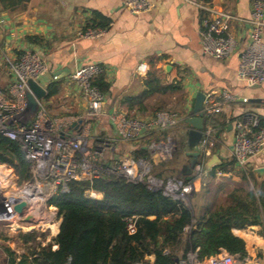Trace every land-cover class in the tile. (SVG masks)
I'll list each match as a JSON object with an SVG mask.
<instances>
[{
	"label": "crops",
	"instance_id": "1",
	"mask_svg": "<svg viewBox=\"0 0 264 264\" xmlns=\"http://www.w3.org/2000/svg\"><path fill=\"white\" fill-rule=\"evenodd\" d=\"M150 1L151 9L133 14L124 6L123 0H0V57L6 79L0 88H5L11 81L5 56L15 57L23 49L33 46L43 54L51 73L59 70L67 73L88 63L99 64L103 69L101 76L110 86L105 93L106 106L110 110L122 109L139 118L149 117L158 110L188 115L197 93L219 95L222 91H229L238 98L213 115L218 125L213 126L216 131L209 145L211 153L206 173L217 169L214 179L217 175L223 176L215 192H218L216 196L226 197L233 187L240 184L231 171L218 170L224 162L233 159L235 131L232 119L242 117L245 112L264 118V83L248 87L238 77L241 54L249 42L247 20L252 14L253 0ZM200 5L237 17L229 23V33L238 42L231 56L219 59L202 51L200 29L205 12ZM98 15L108 20L105 34L98 38L81 37L80 31L95 24L97 27L100 22ZM28 37H37L39 42L35 44ZM53 81L57 82L58 88L54 95L45 99L48 113L57 118L70 113L82 114L85 109L83 102L73 94L66 96V91H74V86H66L64 78L53 80L46 75L40 82L48 91ZM243 97L248 99L247 102ZM181 128L187 135L189 127L186 122L166 134L173 135ZM184 166L181 171L180 168L175 170L182 172ZM249 166L251 171L263 167L264 152L253 157ZM15 182L17 184V176ZM201 187L200 181L197 182L195 193L190 195L193 205L190 208L195 216L220 203L214 202L209 195L200 197ZM52 211L43 203L27 202L22 215H26L36 227L16 230L8 223L6 226L15 234L32 229L46 230V237L37 240L45 244L56 237L60 229V218L54 222L46 219ZM261 231L260 225L233 229L234 234L246 242L247 255L244 258L247 264H264V236ZM13 239H0V242L18 253L24 252L26 244L23 240L18 235ZM1 252L3 264H8L6 254Z\"/></svg>",
	"mask_w": 264,
	"mask_h": 264
},
{
	"label": "built area",
	"instance_id": "2",
	"mask_svg": "<svg viewBox=\"0 0 264 264\" xmlns=\"http://www.w3.org/2000/svg\"><path fill=\"white\" fill-rule=\"evenodd\" d=\"M123 3L133 14H141L152 7L150 0H123ZM200 6L205 12L200 29L202 51L219 59L231 56L236 51L238 42L229 33V23L237 17L228 12L215 11L206 5ZM247 23L250 27L249 42L241 54L238 77L248 87H253L264 83V0H253L252 14ZM104 34L105 29L100 27H90L79 32L81 37L86 38H98ZM5 64L11 81L5 88H0V134L23 144L31 161L32 173L30 181L18 185L13 169L0 163V220L16 230L36 227L26 215H22L27 202H39L47 206V201L70 180L92 184L98 178L121 177L127 182L145 183L149 189L162 190L166 195L184 201L190 197L197 182L206 175L211 153L209 145L216 131L210 124H205L203 139L198 146L200 156L193 170L192 180L179 178L164 183L159 177L150 174L153 163L167 161L172 152L171 137L167 136L165 141L155 136H161L178 124L185 123L191 116L190 112L181 117L180 114L158 110L149 117L139 118L122 109L110 110L106 106L105 93L93 84L103 72L97 63L77 66L72 71L53 77V80L64 78L66 86H74V91L68 89L66 96L73 94L83 102L85 109L82 114L52 117L44 100L39 101V109L29 123H9L27 105L26 92L30 90L28 80L40 82L51 70L43 54L33 46L23 49L15 57L5 56ZM237 98V95L229 91H222L219 95L206 94L203 109L205 119ZM247 100L243 97L244 102ZM261 120L260 116L251 112L232 119L235 131L232 144L233 166L244 172L249 179L251 159L264 152V126H260ZM142 142L147 145H141ZM126 145H130V148L137 145L147 149L150 158L137 159L131 150H122V146L125 148ZM90 196L96 197V192L90 191ZM21 200L26 201L22 214L14 210L15 204ZM48 208L53 211L49 212L46 219L54 222L58 210L51 205ZM127 229L130 233L135 232L133 217L128 218ZM178 264L247 262L244 257L223 250L204 261H197L195 254L189 252L187 259H181Z\"/></svg>",
	"mask_w": 264,
	"mask_h": 264
},
{
	"label": "trees",
	"instance_id": "3",
	"mask_svg": "<svg viewBox=\"0 0 264 264\" xmlns=\"http://www.w3.org/2000/svg\"><path fill=\"white\" fill-rule=\"evenodd\" d=\"M98 18L97 27L106 29L108 20L101 15ZM92 26L96 27V24ZM28 39L35 44L39 42L37 37ZM93 84L104 93L109 91L110 86L103 76L96 78ZM57 88V82H51L48 97L54 95ZM205 122L218 125L213 115ZM260 126H264V120ZM155 137L160 138V135ZM134 157L149 159L150 154L147 149L139 148L134 151ZM0 163L14 170L18 185L31 180V161L23 144L2 134ZM233 165L232 159L218 170L228 173ZM216 172L217 169H213L209 173L210 179L216 177ZM240 174V184L226 194L224 201L207 208L199 216H195L183 201L162 190L149 189L142 182H127L121 177L98 178L92 184L70 180L47 201L48 205L57 208L61 219L56 237L43 244L37 240L45 238V232L18 233L26 244L25 251L18 253L3 246L7 263L178 264L181 259H187L189 252L195 254L197 261H204L223 250L243 258L247 255L246 242L235 235L233 229L260 225L264 236V178L259 179L251 171L254 182L249 185L247 175ZM181 176L187 180L185 171ZM90 191L96 192V197H91ZM130 217L136 224L134 233L127 229ZM1 236L8 239L3 233Z\"/></svg>",
	"mask_w": 264,
	"mask_h": 264
},
{
	"label": "water",
	"instance_id": "4",
	"mask_svg": "<svg viewBox=\"0 0 264 264\" xmlns=\"http://www.w3.org/2000/svg\"><path fill=\"white\" fill-rule=\"evenodd\" d=\"M66 71H69L66 69ZM64 71L59 70L56 72H49L47 75L50 79H53L55 75H60ZM28 86L30 90L26 92V101L27 105L25 109L14 115V117L9 121V123H13L17 121L23 125L29 123L33 120L39 109V101L43 102L47 96L48 91L41 82L34 81L32 79L28 80ZM206 95L203 92L197 93L193 98V106L190 112V117L186 119V124L188 125L187 130V139H186V155L188 157V163L184 166V171L187 173V180L193 179V170L195 165L199 159L200 151L198 150V146L203 139V131L205 129V117H204V103H205ZM257 177L263 179L264 177V166L258 167L254 171ZM196 187L194 186L193 191L190 195L195 193ZM26 206V201L21 200L16 203L14 206V210L20 214H22L23 208Z\"/></svg>",
	"mask_w": 264,
	"mask_h": 264
},
{
	"label": "rangeland",
	"instance_id": "5",
	"mask_svg": "<svg viewBox=\"0 0 264 264\" xmlns=\"http://www.w3.org/2000/svg\"><path fill=\"white\" fill-rule=\"evenodd\" d=\"M4 79H5V67H4V64L2 63V58L0 57V86H4L5 80H6V79L5 80ZM45 102H46V100H45ZM177 110H179V108H177ZM183 115L184 114H180L181 117ZM178 126H180V125L178 124L177 126L173 127L172 129H174ZM173 135L169 136L166 134L165 136H160L159 139H163L165 141H166L167 136H169L173 139L172 144H171V147H172L171 158L168 159L167 161L153 163L152 170L150 173L153 176H157V174L159 172L163 173L161 176H157V177L162 179L164 181V183H167L169 180L184 178L183 176H181V172H177L175 169L180 168V171H181L183 165H185L188 162V157L186 155V139H187L186 131L182 130V128H181V129H179V131H176ZM141 145H147V144H145V142H142ZM129 146L130 145H126L125 148L122 146V150H127V149L131 150V153L134 155V151L139 149V147L137 145H132L131 148ZM208 166H209V164H208ZM231 173L234 176L236 175L238 180L240 179L241 171H238V169H236L235 166H232ZM221 177H223V176L217 175V179L212 180V179H210L209 174L204 175L200 180V183L202 186L201 190H200V197L204 198L205 196L209 195L212 199L214 198V202L223 201L225 199V197H223L222 195H219V194H218V196H216L218 192L217 193L215 192V191H217V189L220 185L219 184L220 181H222ZM250 178L251 179L249 180V185H252L254 180H253L252 176H250ZM204 184L207 186L206 188H205ZM205 189H211V191L208 193ZM190 197H188L187 199H185L183 201V203L185 205H187L188 207L193 206L191 203ZM58 218H59L58 215H56L55 220H58ZM0 223H1L0 224V233L7 234L8 239H12L13 237L18 235V234H15V232H13V230L9 229L6 226L7 222L2 221ZM33 230H39L42 233L45 232L46 235L48 234V232L46 230L32 229L31 231H33ZM0 239L2 241L6 240L5 238H3V236H1ZM38 239L41 240L43 238L39 237ZM3 246H6V245L4 243L0 242V248H1L0 250L2 252H3V250H2ZM3 257L4 256L2 254H0V264L4 263Z\"/></svg>",
	"mask_w": 264,
	"mask_h": 264
}]
</instances>
